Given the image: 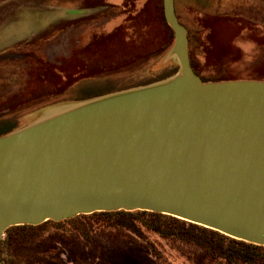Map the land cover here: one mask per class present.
Masks as SVG:
<instances>
[{"label":"water","instance_id":"1","mask_svg":"<svg viewBox=\"0 0 264 264\" xmlns=\"http://www.w3.org/2000/svg\"><path fill=\"white\" fill-rule=\"evenodd\" d=\"M163 6L176 74L0 135V246L11 226L114 210L264 246V79L203 80L175 0Z\"/></svg>","mask_w":264,"mask_h":264},{"label":"rangeland","instance_id":"2","mask_svg":"<svg viewBox=\"0 0 264 264\" xmlns=\"http://www.w3.org/2000/svg\"><path fill=\"white\" fill-rule=\"evenodd\" d=\"M175 4L203 77L264 79V0ZM59 8L70 10L51 18ZM164 18L163 0H0V118L14 116L21 128L52 114L47 112L96 97H80L85 89L114 85L123 91L173 76L145 82L166 68H180L170 54L175 36ZM26 21L31 22L23 28ZM49 34L58 38L20 49L27 39ZM35 97L38 103L29 101ZM99 224L89 234L78 232L79 238L52 232L40 252L16 247V259L21 264H224L143 227L146 238Z\"/></svg>","mask_w":264,"mask_h":264},{"label":"trees","instance_id":"3","mask_svg":"<svg viewBox=\"0 0 264 264\" xmlns=\"http://www.w3.org/2000/svg\"><path fill=\"white\" fill-rule=\"evenodd\" d=\"M164 21L171 30L172 38L174 40V31L172 27L167 22L166 18H164ZM56 38L55 36H50L49 34L44 35L41 38L34 37L27 39L23 42L20 49H32L44 46L48 43H52L56 40ZM189 52L194 70L203 78V80H210L203 77V68L200 67V64L196 63L193 59L190 47ZM178 70L179 67L170 69L166 68L157 76L150 78L145 82L147 84L155 80L166 78L175 74ZM213 80L220 79L215 78ZM116 90L115 86L112 85L101 89H85L84 92H80L79 95H81L80 97L82 98H87L107 94ZM38 99L39 97H35L29 101L38 103ZM36 106H38V104H34L33 107ZM18 124L19 122L14 116L0 118V135H4L15 130L18 127ZM97 223H100L99 225L103 226L108 224L110 226L117 227L116 229H132L138 234V236L142 235L139 228L143 227L148 232L157 235L169 244H190L195 246L200 252H203L207 258L220 260L224 264H264L263 245L236 239L212 228H208L169 214L148 210L97 211L91 214H80L61 220L50 219L39 225L24 224L11 226L5 231L1 241L0 264L22 263V261H17L18 259H16V247H32L35 248L37 252H40V250L44 248V245H47V242H45L46 238L48 239L47 236L49 234L51 235L52 232H65L69 238L73 236L79 238V233H91ZM80 228H82V230H79ZM142 237L146 238L145 235H142Z\"/></svg>","mask_w":264,"mask_h":264},{"label":"bare ground","instance_id":"4","mask_svg":"<svg viewBox=\"0 0 264 264\" xmlns=\"http://www.w3.org/2000/svg\"><path fill=\"white\" fill-rule=\"evenodd\" d=\"M62 14H65L63 11L62 12H55V13H53V14H51V18H54V17H57V16H60V15H62ZM29 24V22L28 21H26L25 23H24V25L25 26H27ZM25 26L23 27V28H25ZM3 39V41L4 42H8V41H10L11 40V35L10 36H5L4 38H2ZM2 42H0V44H1ZM58 111H60V109H55V110H52V111H50V112H47V114H50V113H56V112H58Z\"/></svg>","mask_w":264,"mask_h":264},{"label":"crops","instance_id":"5","mask_svg":"<svg viewBox=\"0 0 264 264\" xmlns=\"http://www.w3.org/2000/svg\"><path fill=\"white\" fill-rule=\"evenodd\" d=\"M69 10H70L69 8H59L56 11H53L52 13H54V12H62V11L66 12V11H69ZM59 17L61 18L62 16H59ZM28 22L30 23L31 21H28Z\"/></svg>","mask_w":264,"mask_h":264},{"label":"flooded vegetation","instance_id":"6","mask_svg":"<svg viewBox=\"0 0 264 264\" xmlns=\"http://www.w3.org/2000/svg\"><path fill=\"white\" fill-rule=\"evenodd\" d=\"M101 7H103V6H101ZM109 7V6H108Z\"/></svg>","mask_w":264,"mask_h":264}]
</instances>
